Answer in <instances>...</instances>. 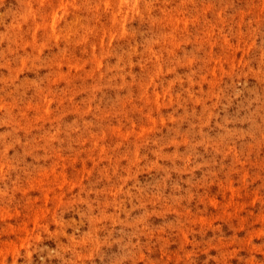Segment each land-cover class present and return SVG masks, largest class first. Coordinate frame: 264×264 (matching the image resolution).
Masks as SVG:
<instances>
[{"label": "rangeland", "instance_id": "374dc122", "mask_svg": "<svg viewBox=\"0 0 264 264\" xmlns=\"http://www.w3.org/2000/svg\"><path fill=\"white\" fill-rule=\"evenodd\" d=\"M0 264H264V0H0Z\"/></svg>", "mask_w": 264, "mask_h": 264}, {"label": "bare ground", "instance_id": "6f19581e", "mask_svg": "<svg viewBox=\"0 0 264 264\" xmlns=\"http://www.w3.org/2000/svg\"><path fill=\"white\" fill-rule=\"evenodd\" d=\"M53 20V19H52ZM52 27V26H51Z\"/></svg>", "mask_w": 264, "mask_h": 264}]
</instances>
